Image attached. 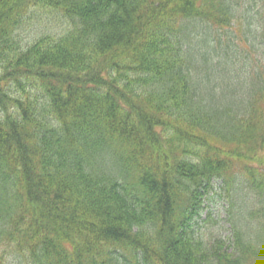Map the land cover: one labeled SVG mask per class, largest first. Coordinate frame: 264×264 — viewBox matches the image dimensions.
<instances>
[{"label":"trees","instance_id":"1","mask_svg":"<svg viewBox=\"0 0 264 264\" xmlns=\"http://www.w3.org/2000/svg\"><path fill=\"white\" fill-rule=\"evenodd\" d=\"M259 1L0 0L6 259L264 264V168L245 162L264 153V63L241 48H264ZM36 7L62 30L21 36ZM218 191L225 247L195 237Z\"/></svg>","mask_w":264,"mask_h":264},{"label":"rangeland","instance_id":"2","mask_svg":"<svg viewBox=\"0 0 264 264\" xmlns=\"http://www.w3.org/2000/svg\"><path fill=\"white\" fill-rule=\"evenodd\" d=\"M258 5H260V7H257V16L259 21L264 24V0H260L258 2ZM29 16L30 17L26 20L23 28L20 29L21 36H26L25 38H32L39 34L51 35L52 33H59L63 28L61 24L66 21L63 18H60V15L53 12H48L47 9L41 7L32 9V14ZM237 25L238 26H233V28H230V34L233 38V41L240 40V37H238L237 35H239L241 32L244 34L245 31L244 27L239 22H237ZM260 31H264V28ZM261 37L263 36H260L258 38ZM241 48L244 50V53L247 51V49L251 51V53L249 54V60L251 61V64L255 63L259 66L261 63H264L259 57L261 53L264 52V48L259 49L257 46L251 47L249 44H247L245 47L241 45ZM245 162L252 167L259 166L264 168V153L258 151L252 157H249V160H246ZM220 192H222L221 196L217 195L214 197L213 194H211V196H213V199L211 198L210 201L203 199L200 208L201 214L197 218V225L201 236H199V233H197L195 237L198 236L199 240L202 239V241H204L206 244L209 241L210 234L215 235L220 238V243H222V246L225 247L230 245L229 237L231 234V228L229 225V217H233L232 221H234L235 218L227 211L229 201H227L224 191H218V193ZM256 198L262 201V195L256 196ZM236 201L238 204H244V196H238ZM256 210L257 209L254 210V213L256 212ZM2 248L3 247L0 245V264H14L15 261L13 259L11 260L12 257H8L6 259V255H4V251Z\"/></svg>","mask_w":264,"mask_h":264}]
</instances>
